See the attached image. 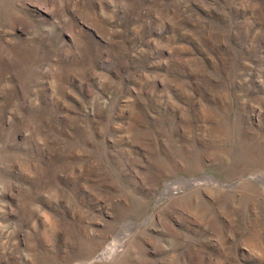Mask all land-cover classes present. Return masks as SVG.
Segmentation results:
<instances>
[{
    "label": "rangeland",
    "instance_id": "374dc122",
    "mask_svg": "<svg viewBox=\"0 0 264 264\" xmlns=\"http://www.w3.org/2000/svg\"><path fill=\"white\" fill-rule=\"evenodd\" d=\"M0 264H264V0H0Z\"/></svg>",
    "mask_w": 264,
    "mask_h": 264
}]
</instances>
